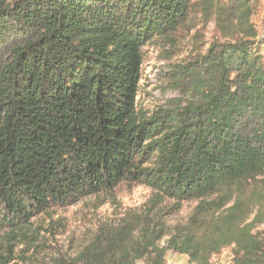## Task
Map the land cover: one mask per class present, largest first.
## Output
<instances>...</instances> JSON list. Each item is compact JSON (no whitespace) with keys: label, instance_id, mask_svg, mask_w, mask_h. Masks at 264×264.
<instances>
[{"label":"trees","instance_id":"16d2710c","mask_svg":"<svg viewBox=\"0 0 264 264\" xmlns=\"http://www.w3.org/2000/svg\"><path fill=\"white\" fill-rule=\"evenodd\" d=\"M260 2L0 0V230L126 182L199 202L175 251L209 264L232 247L231 264H264V185L249 188L264 177ZM198 15L215 23L211 46L174 67L193 100L148 115L142 49ZM150 248L147 264H164Z\"/></svg>","mask_w":264,"mask_h":264},{"label":"rangeland","instance_id":"374dc122","mask_svg":"<svg viewBox=\"0 0 264 264\" xmlns=\"http://www.w3.org/2000/svg\"><path fill=\"white\" fill-rule=\"evenodd\" d=\"M197 17L183 31L143 47L137 102L148 115L193 100L174 75V67L211 46L215 23L204 28ZM252 22L259 39H264V0L257 5ZM199 30L204 40L196 36ZM261 49L264 56V45ZM261 179L250 190L263 187L264 177ZM198 205V201L178 202L146 185L125 182L70 206L48 208L21 231L0 230V264H112L125 254L143 258L136 264H147L154 254L152 245L164 253V264H200L175 251L170 243ZM258 229L264 230V224ZM232 258L233 248L227 247L208 263L231 264Z\"/></svg>","mask_w":264,"mask_h":264}]
</instances>
